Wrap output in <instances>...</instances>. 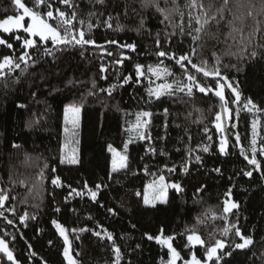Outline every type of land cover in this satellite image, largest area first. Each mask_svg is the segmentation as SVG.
<instances>
[{
    "label": "snow or ice",
    "instance_id": "snow-or-ice-1",
    "mask_svg": "<svg viewBox=\"0 0 264 264\" xmlns=\"http://www.w3.org/2000/svg\"><path fill=\"white\" fill-rule=\"evenodd\" d=\"M138 3L139 8L130 9L131 14L138 17L137 25L128 29L119 20L121 15L125 18L129 16L128 4H114L112 0H12L16 14L0 19V87L7 88L9 84L18 83L23 76H36L42 81L46 80L47 69L44 65H56L61 55L70 50L89 62L95 58L98 61V78L107 82V87H98L97 80L93 79L91 88L87 91L88 96L104 93L115 99L114 93L118 94L125 86H141L147 81L146 94L137 100L141 105L140 110L130 113L134 120L126 122L129 126L124 131L128 135L122 148L118 150L112 144L106 146L111 153V165L106 179L91 183L84 180L79 187H74L62 181L60 176L50 177L54 188L65 190L62 193L63 199L53 208L54 213L60 214L63 211L66 214L71 211L73 215L79 216L77 208L70 207L71 201L77 200V203L90 202L98 209H103L106 218L118 217L119 209L124 204L120 202L118 207L110 206V191H117L118 198L119 190L113 186L120 185L123 189L124 182L129 177H139L141 174L151 176L152 180L143 190L135 189L134 182L129 185L132 195L138 198L137 203L153 208L157 202L167 205L169 191L176 195L185 192L182 178L190 176L194 166L197 171L205 168L218 178H225V171L220 166L207 167L206 156L230 158L235 153L242 157L246 162L245 166L233 175L226 176L229 182L240 175L251 180L254 173H258L260 179L264 180V104H257L251 97L242 99L240 82L228 75L226 70L230 66L223 63L221 55L213 52L214 63L211 65L207 59L198 58L199 50L209 41H215L226 45L224 56H236L238 60H255L258 56L264 59V0H138ZM117 8L120 9L119 12H115ZM153 18L163 26L157 31H153L149 23ZM222 26L227 29L226 33H222ZM98 29L103 33L101 40L96 38ZM126 30L137 36L143 34L151 47L147 42L141 44L111 35L113 32L118 35ZM233 47L237 50L233 51ZM148 59L155 62L148 63ZM231 67L240 70L237 65ZM128 68L133 71L128 72ZM173 68L180 75H176ZM66 86L76 87L77 81L68 80ZM52 91L60 89L54 88ZM51 94L50 91L49 95ZM197 94H203L200 98L215 99L214 107L217 110L212 113L215 131L205 125L199 130L203 133L201 139L193 145L192 132L176 122L175 128L180 131L174 141L170 140L169 117L179 119L170 110L171 103L194 104ZM31 95L35 98L36 92L33 91ZM84 102L81 99L67 104L63 109L65 124L69 123V114L72 116L73 138L78 135ZM17 107L26 109L28 105L19 104ZM156 108L161 111L157 113ZM116 110L120 111L118 104ZM241 113H247L251 118L246 116L242 119ZM156 115L163 117L160 124L162 132L153 123ZM193 122L202 124L203 119ZM39 123L38 119L30 121L29 128ZM64 131L67 134L69 129L65 128ZM173 142L180 145L173 149L176 153H181L180 162L173 160L168 163L159 159H171V152L166 148ZM79 143V139H74L75 145ZM133 144L142 148V154L131 155L130 145ZM11 147L19 149L21 145L13 143ZM63 148L68 149L69 143L65 142ZM77 153L78 148L72 147L70 153L64 152L59 157V162L79 164ZM43 167L46 169L48 165ZM153 167L156 168L155 172L152 171ZM51 171L55 172L56 169L52 168ZM165 173L175 179L166 178ZM39 176L42 183L45 179L43 170ZM19 183L28 187L24 180ZM235 186L232 184L227 187L220 202L219 213L213 212L211 215L213 221H222V226L207 238L199 231V225L206 222L207 212L198 216L193 225H185L183 231L165 233V229L161 227L156 234H143L148 241H154L161 249L167 250L160 257L159 264H231L228 258H233L234 253H244L245 256L251 254L255 257L251 264H264V234L257 236L255 230L243 227L241 204L233 199ZM207 188L206 183L200 184L196 188V195L204 193ZM15 199L11 188L0 187V220L5 222L4 227H0V264H49L34 250L33 244L21 230L37 220L36 214L27 210L18 212L17 205L13 203ZM23 202L27 204V197ZM35 207L38 208L39 205ZM6 213H10L13 218ZM86 219L92 222V226L82 224L80 227H70L66 216L63 221L58 218L50 221L55 230L54 235L61 241V254L65 264H83L80 259L82 245L73 248V242L80 241L84 233L96 237L108 250L109 264H133L131 253L141 247L139 243L130 246L131 251H128L120 242L128 239V236H119L114 229L109 230V227L91 215ZM9 226L15 231H9ZM136 227L135 223L131 224L132 229ZM40 232L43 233L44 229L41 228ZM177 237L181 240L174 246ZM18 239L25 243L26 255L23 261L15 248ZM53 243L52 239L47 241L49 247ZM197 247L202 250L200 256L197 255ZM178 248H187L188 258L182 256Z\"/></svg>",
    "mask_w": 264,
    "mask_h": 264
},
{
    "label": "trees",
    "instance_id": "trees-1",
    "mask_svg": "<svg viewBox=\"0 0 264 264\" xmlns=\"http://www.w3.org/2000/svg\"><path fill=\"white\" fill-rule=\"evenodd\" d=\"M112 3L128 4L129 16L127 18L122 15L119 17L120 23L126 29L137 25L138 17L132 15L130 9L131 7L139 8L138 0L136 2L133 0H112ZM82 7H84L83 4ZM119 11V8L115 10V12ZM14 14H16V10L12 0H0V19ZM113 23L115 24L116 21L114 20ZM149 23L153 31L163 27L154 18L150 19ZM226 32L227 29L222 26V33ZM111 35L135 40L141 44L147 42L151 47V43L143 34L137 36L134 32L126 30L118 35L114 32ZM102 36V30L98 29L96 31L97 40H101ZM221 40H223V35H221ZM225 48L226 45L223 43L209 41L203 49L199 50L198 58L207 59L211 65L214 63L212 53L216 52L221 55L223 63L230 66L226 70L228 75L240 82L242 99L251 97L257 104H264V59L258 56L255 60L247 58L238 60L236 56H224ZM236 50L233 47V51ZM154 62L153 59H148V63ZM166 63L168 62L166 61ZM97 64L98 61L95 58L89 62L82 59L77 52L70 50L61 55V59L56 65H44V68L47 69L46 80L42 81L36 76H23L18 83L9 84L7 88L0 87V187L11 188V194L16 198L13 203L17 205L18 212L27 210L36 214L37 220L30 222L28 228L21 229L29 242L33 244L34 250H37L49 264H65L61 254V241L54 235L55 230L50 223L51 219L58 218L63 221L66 216L70 227H80L82 224L92 226V222L86 219L91 215L109 227V230L114 229L119 236H128V239L120 241L128 251H131L130 246H135L137 243L141 245L139 249L131 253L133 264H159L160 257L164 256L167 250L161 249L154 241H148L143 234H156L161 227L165 229V233L183 231L185 225H193L198 216L207 212L206 222L199 225L200 233L204 238H207L223 224L218 219L213 221L211 215L213 212L219 213L223 193L232 184L236 185L233 188V199L238 200L241 204L240 215L243 227L255 230L257 236L264 234V180L260 179L258 173H254L251 180L240 175L229 182L226 176L233 175L246 164L242 157L235 153L230 158L220 157L217 159L206 156L207 167L220 166L225 171V178H218L205 168L197 171L194 166L191 175L182 178L185 192L182 195H176L170 191L169 204L167 205H156L153 208L137 203L138 198L132 195L129 185L134 182L135 189L143 190L152 180L151 176L141 174L139 177H129L124 182L123 189L120 185L113 186L114 189L119 190L118 198L117 191H110L108 196L110 206L118 207L120 202L124 204V207L119 209L118 217L106 218L103 209H98L90 202L80 201L77 203V200H72L70 207H76L79 216L73 215L71 211L66 214L63 211L60 214L53 212V208L63 199L62 193L65 190L54 188L51 185L50 177L60 176L62 181L72 184L74 187H79L80 182L84 180L91 183L106 179L111 165V153L107 151L106 146L112 144L118 150L122 148L128 135L124 131L129 126L126 122L134 120V116L129 114L140 110L141 105L137 100L141 95L146 94L147 81H144L141 86H125L120 89L118 94L114 93L115 99L107 97L104 93H100L98 96H88L87 91L91 88L93 79L97 80L98 87L100 85L107 87V82L98 78ZM231 65H237L240 70L237 71ZM172 70L176 75H180L176 68ZM127 71L131 72L133 69L128 68ZM68 80L77 81V86H66ZM54 88H59L60 91H52ZM33 91L36 92L35 98L31 95ZM50 91L51 95H49ZM202 96L203 94H197L195 103L190 105L171 103L170 110L174 116L178 115L179 119L173 120L172 117H169L171 121L170 140L174 141L180 131L175 128L176 122H180L192 132L193 145L201 139L203 133L199 130L205 125L215 131L212 125L214 119L212 113L217 110L214 107L215 99L200 98ZM81 99H84L85 102L80 125V163L76 165L60 163L59 157L63 155L64 145L63 109L67 104L79 102ZM19 104H26L28 107L21 109L17 107ZM117 104L120 111L116 110ZM155 111L159 113L161 109L156 108ZM189 113H191L190 116ZM246 116H248L247 113H241L242 119ZM185 117L188 118L185 119ZM248 118L251 117L248 116ZM37 119L40 123L29 128V122ZM200 119H203L202 124L193 122ZM162 120L163 117L160 115L153 117V123L161 132ZM155 134L154 131L153 135ZM213 139L215 140L216 136ZM13 143L21 145V148H12ZM177 146L180 145L174 142L167 145L166 150L171 152V159L166 157H159V159L166 160L168 163L173 160L179 163L181 153H176L173 150ZM130 152L132 156H136L142 154V148L133 144L130 145ZM45 164L48 165L46 169L43 167ZM52 168H55L56 171L52 172ZM41 170L45 176L42 183L39 176ZM152 171L155 172L156 168L153 167ZM165 175L166 178L175 179V177H168L166 173ZM21 180L28 184L27 188L19 183ZM202 183H206L208 188L197 196L196 188ZM125 190H127V194H125ZM53 194H55V199H53ZM25 197H27V204L23 202ZM196 200L199 202L194 203ZM35 205H39V207L37 208ZM6 215L13 218L10 213H6ZM132 223L136 224L135 229L131 228ZM4 224L5 222L0 220V227H4ZM41 228L44 229L43 233L40 232ZM8 230L15 231L11 226ZM49 239L54 241L51 247L47 244ZM70 239H72L71 236ZM180 240L181 238L177 237L174 246L179 244ZM81 245L83 251L80 259L83 264H109V252L96 237L90 236L88 233L82 234L80 241L73 242V248H78ZM15 248L18 257L23 261L26 255L24 241L18 239L15 242ZM178 251H181L182 256L188 258L187 248H178ZM196 251L198 256L202 255V250L199 247ZM165 259L168 257L165 256ZM228 259L231 260V264H251L255 257L251 254L245 256L244 253H234L233 258Z\"/></svg>",
    "mask_w": 264,
    "mask_h": 264
},
{
    "label": "rangeland",
    "instance_id": "rangeland-1",
    "mask_svg": "<svg viewBox=\"0 0 264 264\" xmlns=\"http://www.w3.org/2000/svg\"><path fill=\"white\" fill-rule=\"evenodd\" d=\"M157 83H159V81H157ZM82 112H83V110L80 113V125H81V122H82V119H81L82 118ZM71 119H72V116H71V114H69V123L68 124H64V129L67 128V129H69V131H68L67 134L65 133V131H63L64 132V140H63V143L68 142L69 143V148L68 149H64L63 148V154H64V152H69L70 153V150H71L72 147H77L78 148L77 156L79 158V145H80V143L78 145H75L74 144V139H79V141H80L81 131H80V127H79V129L77 130V132H78L77 137H75V138L72 137V130H73V128H72V124H71ZM169 193H170V191H169ZM149 194L151 196V193H149ZM156 205H161V203L157 202ZM147 207H149V206H147ZM178 264H179V262H178Z\"/></svg>",
    "mask_w": 264,
    "mask_h": 264
}]
</instances>
